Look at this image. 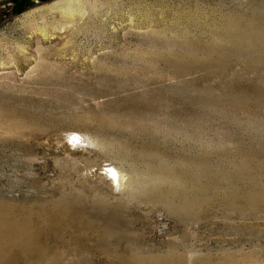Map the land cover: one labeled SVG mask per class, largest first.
<instances>
[{"label": "rangeland", "instance_id": "rangeland-1", "mask_svg": "<svg viewBox=\"0 0 264 264\" xmlns=\"http://www.w3.org/2000/svg\"><path fill=\"white\" fill-rule=\"evenodd\" d=\"M11 1L0 264H264V0Z\"/></svg>", "mask_w": 264, "mask_h": 264}, {"label": "trees", "instance_id": "trees-1", "mask_svg": "<svg viewBox=\"0 0 264 264\" xmlns=\"http://www.w3.org/2000/svg\"><path fill=\"white\" fill-rule=\"evenodd\" d=\"M52 0H12V15L18 16L26 12L27 10L33 8L37 2L48 3Z\"/></svg>", "mask_w": 264, "mask_h": 264}, {"label": "bare ground", "instance_id": "bare-ground-1", "mask_svg": "<svg viewBox=\"0 0 264 264\" xmlns=\"http://www.w3.org/2000/svg\"><path fill=\"white\" fill-rule=\"evenodd\" d=\"M67 1H75V0H67ZM78 1V0H76ZM66 2V1H65ZM71 2H67L63 5H67L69 6ZM78 3V2H77ZM70 141L73 143V144H76L78 147L80 144H83L85 143V139L82 138L79 134H76V133H72L71 136H70ZM82 146V145H81ZM112 176L114 178V180L117 181L116 185H118L119 183V186L123 187L125 185V176L123 174H121L119 171L117 170H112Z\"/></svg>", "mask_w": 264, "mask_h": 264}]
</instances>
